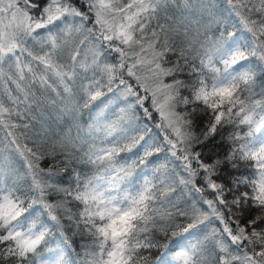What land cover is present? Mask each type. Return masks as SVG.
I'll use <instances>...</instances> for the list:
<instances>
[{
	"label": "snow or ice",
	"instance_id": "1",
	"mask_svg": "<svg viewBox=\"0 0 264 264\" xmlns=\"http://www.w3.org/2000/svg\"><path fill=\"white\" fill-rule=\"evenodd\" d=\"M83 2L0 0V79L14 86L0 129L18 130L0 139V264H75L62 255L67 237L42 254L53 229L92 239L85 264H264V0H224L232 26L212 0ZM45 102L73 118L101 109L97 126L114 117L105 146L76 123L49 151L29 135ZM227 127V151L206 160ZM161 153L174 166L163 179Z\"/></svg>",
	"mask_w": 264,
	"mask_h": 264
},
{
	"label": "trees",
	"instance_id": "2",
	"mask_svg": "<svg viewBox=\"0 0 264 264\" xmlns=\"http://www.w3.org/2000/svg\"><path fill=\"white\" fill-rule=\"evenodd\" d=\"M37 2L41 3L43 5L44 0H37ZM258 2V0H257ZM72 3L82 11L85 10L84 2L82 0H72ZM212 3L216 5V7L212 10L214 13H216V19L221 21L223 24H227L229 26H232L236 23L235 19L229 18V13L227 11V6L224 4V0H212ZM39 12V9H32L31 14L37 15ZM176 15L179 18L181 13L179 10L176 11ZM89 24L88 26H90ZM257 76H259V72H257ZM165 82H168L167 78ZM257 83L259 84L260 81L258 80ZM8 87H14L13 85H7L4 81L0 85V98L4 96V93L6 92ZM257 92L260 91L259 88L256 89ZM262 97L256 96V99H261ZM99 103V102H97ZM59 106V105H58ZM146 106L150 107V101ZM257 113L259 115H263L264 112H260V109H257ZM102 114V115H101ZM30 115L33 116L32 121V128L29 133L31 135L32 133H40L41 137L46 140V147L49 151H51L53 148H55V151L59 153L61 151V137L63 136V133L68 130L69 127H72V135H77V129L74 126L76 123L80 124V131L79 135L82 139H88L96 144L97 147H103L104 144H101V140L103 139V128L104 125H106L112 117L109 115V120H100L99 126L96 125V121L99 117L103 116V113L101 112V109H95L91 112V119H89V109H82L80 112H78L77 116L75 118L72 117V115L69 112H65L63 116H60L57 114L56 109L53 108L49 103L45 102L40 105L39 108L35 110V112L30 113ZM138 116L140 117L141 124L143 121V114L142 112H139L138 110ZM258 118V117H257ZM13 120L15 121V117H13ZM159 121V115L156 113H153V119L152 121H149V126L152 128L153 134L155 135L159 130L156 129L155 124ZM199 124V121H198ZM89 125H93V127H89ZM202 126L198 127L197 131H202ZM246 127H242L240 131H246ZM8 131H17L18 130H12V129H0V139H3L4 136ZM233 131L231 127H227L223 131H219L217 135L209 142L208 146L204 148V152L206 153L205 159H208L207 153L208 150L211 149L214 153H218L220 156H223V154L227 151V136L228 134ZM163 133H160V136H162ZM224 138L225 142L222 144L221 139ZM162 154V153H161ZM157 161L158 165H167L166 168L161 167L159 173H155V175L158 176V178L163 179L165 174H167L169 177L173 175V164L169 161H166L164 159V156L161 157ZM122 156H128L130 154L128 153H122ZM155 159V158H153ZM52 163L51 159L49 158L47 161H44L41 163V167L47 169L50 164ZM246 165L241 164V168L243 169ZM156 168V165H150L145 171L146 175L149 179L153 178L154 175V169ZM77 171H85L88 175H93L95 170H88V169H80L77 168ZM181 170L179 168L175 169V172L178 174ZM73 173L70 171L65 176V180H67L68 176H71ZM67 186V185H65ZM244 189L242 188L241 191ZM179 191V188L177 189ZM187 191V190H185ZM59 197L54 196L53 200L58 199ZM211 198V197H208ZM231 199V196L228 197ZM245 219H247V214H245ZM39 223V220L37 221ZM67 237V241L71 242V246L68 248L67 251H64L62 253L63 258L68 261H74L75 264H85V262L89 259L88 256H86L87 252H93L98 251V249H95L92 247L93 241L90 237L85 234L83 237L80 235H74L71 231H66L64 235H60L56 229L52 230V233L48 236V244L46 247L43 248L42 254L47 257L52 254V252L56 250H61L65 247L64 239ZM161 244L165 243L166 241L161 240ZM163 254V249H153L152 253L145 254L148 255V258L150 261L157 260L161 255Z\"/></svg>",
	"mask_w": 264,
	"mask_h": 264
},
{
	"label": "rangeland",
	"instance_id": "3",
	"mask_svg": "<svg viewBox=\"0 0 264 264\" xmlns=\"http://www.w3.org/2000/svg\"><path fill=\"white\" fill-rule=\"evenodd\" d=\"M83 1V0H82ZM91 26V25H90ZM87 35V33H84V34H82V35H78L77 36V39L79 40V39H83L84 38V36H86ZM4 80L3 79H0V85H1V83L3 82ZM122 107H123V105H121ZM102 115V114H101ZM165 155V154H164ZM163 155V156H164Z\"/></svg>",
	"mask_w": 264,
	"mask_h": 264
}]
</instances>
